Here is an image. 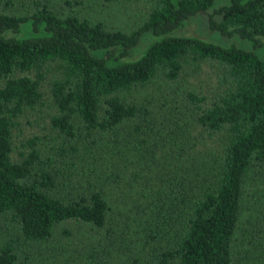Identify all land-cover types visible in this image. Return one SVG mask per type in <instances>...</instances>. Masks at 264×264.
<instances>
[{
  "label": "trees",
  "instance_id": "trees-1",
  "mask_svg": "<svg viewBox=\"0 0 264 264\" xmlns=\"http://www.w3.org/2000/svg\"><path fill=\"white\" fill-rule=\"evenodd\" d=\"M214 5L0 0V264H264V0Z\"/></svg>",
  "mask_w": 264,
  "mask_h": 264
},
{
  "label": "rangeland",
  "instance_id": "rangeland-1",
  "mask_svg": "<svg viewBox=\"0 0 264 264\" xmlns=\"http://www.w3.org/2000/svg\"><path fill=\"white\" fill-rule=\"evenodd\" d=\"M226 4H229V0H215L214 8H218ZM190 22L192 23H189V24L185 23L183 25L184 29L180 30L178 33H176V35L181 36V37H186V38H197L202 41L213 43L221 47H225V48L234 46L239 49L253 52L258 56V58L263 57V55L260 56L261 54H259L260 52L261 53L263 52V49L257 48L256 46H254L252 42L242 40L238 38L237 36H231V37L222 36L217 30L211 31L209 27V23L206 20V17H203V16L195 17ZM143 44L144 43H142L141 45ZM32 125H35L34 121ZM34 132L38 134L37 129H34L32 127L30 128L27 127L25 130H22V134L19 137H17L16 141L19 142L20 140L22 141L26 139L27 137L31 136V134ZM19 264H25V259H22V261Z\"/></svg>",
  "mask_w": 264,
  "mask_h": 264
}]
</instances>
